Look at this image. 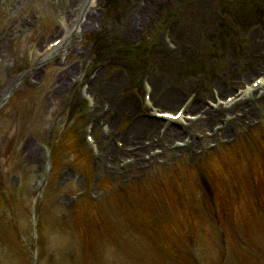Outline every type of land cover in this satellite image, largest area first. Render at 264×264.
Here are the masks:
<instances>
[{
  "label": "rangeland",
  "instance_id": "1",
  "mask_svg": "<svg viewBox=\"0 0 264 264\" xmlns=\"http://www.w3.org/2000/svg\"><path fill=\"white\" fill-rule=\"evenodd\" d=\"M74 1L0 0V257H12L18 264H40L43 257L51 255L49 244L52 238L50 234H46L47 228L51 226L53 238H55L58 225L55 228H52V225L56 224L54 222L56 216L57 218L63 216L67 220L70 211L66 209L67 205L61 203L63 197L69 198L71 194L85 187L81 176H75V173L69 171L71 169L66 170L68 180L62 186L55 185L58 188L52 191V195H59L57 198L59 197L61 207L55 208L52 214L44 213V217L47 219L43 218L42 220L41 218L35 219L38 217V213L37 208L31 209L33 206L32 197H29L28 192L27 197L24 196L23 183H29V181L31 183L35 178L47 180L50 177L49 175H35L32 171L41 168H43V172L44 170L49 171L51 148L61 139V136L70 130L77 134L79 141L81 139L82 125L88 118V114L83 110L82 113L70 114L71 99L75 97L76 89L74 86L70 91L69 89L61 90L64 82L75 75L78 77L82 73H89L93 67L97 66L96 63H103L105 67L101 69L99 83L105 82L110 75L119 74L123 84L116 90L117 94L120 97L134 96L135 92L132 89L138 88L139 75L135 69L141 68L146 61L145 57L134 58V50L137 51L144 45L139 34L136 36V40L130 41L127 46L125 42L126 37L131 35L128 32L131 25L129 21L127 25H123L126 21L124 14L127 15V18L129 17L134 0H101V5L99 4L95 11L99 13L96 25H102L103 29L98 32L89 27L87 31L78 35L81 41L77 40V36H73L74 46H71L74 49L73 53L70 52L71 54L68 55L66 66L59 65L57 51L48 56L45 61H36V51L43 47L56 32V29L62 25V22L70 17ZM194 2L195 0H180L176 2V5L191 6ZM152 3L154 4V1ZM143 4H147V0H143ZM157 7L155 10L159 17L166 18L156 25L159 33L162 26L164 27L169 21L174 20L173 14L179 7L172 6L165 0H160ZM205 7L206 12L210 14L209 22L207 25H194V28L191 29L193 35L191 39L194 41L193 44L192 42L189 44L192 45V48L189 51L178 52L177 56L183 57L184 60L183 62L176 61L171 78L178 82L181 79H195L194 76L200 77L204 74L207 79L204 89L205 92H208L210 86L226 80L227 78L222 74L228 73L232 68L237 70V74L230 77L231 80L238 77V74L242 76L243 73H240L241 70L238 69L241 68L242 63L250 61L257 51L252 49L251 45L255 40L261 43L264 41V0H210L208 4H205ZM215 11L219 12L218 16ZM113 20L117 22L116 25L120 26L124 35L121 36L120 31L119 33H114V31L110 33L108 27L113 24ZM112 34L119 36L116 42L110 39ZM105 35L107 44L103 45L99 57H97L91 53L93 38L98 36L104 38ZM262 48L260 47V49ZM106 53L111 55L107 65L103 60ZM120 58L126 60L129 65L128 68H124L125 71L117 65L116 61ZM159 73L158 69L157 74ZM29 77L35 81L36 85L29 83ZM192 89L194 88L185 89L183 94L186 95ZM138 95L140 96V91ZM158 104L162 108H175L166 107L163 102ZM258 105L253 108L251 117L247 118L249 121L251 119L260 121L259 135L256 138L258 139L257 143L261 145L260 140L262 143L264 142V99L259 101ZM127 116L125 114L119 126L113 128L116 139H120L119 137L122 139L120 133L124 132L130 119ZM240 121L242 122L240 124L243 125L240 131H243L246 125L243 120ZM210 125L201 126L199 129L204 131ZM235 128L236 125L227 126L229 132L234 131ZM154 130L149 135L153 134ZM229 132L224 133L223 131L219 138L231 137L234 134ZM147 137L149 136L141 138L139 142ZM219 138L207 139L206 142ZM223 151L221 145H218L209 155L210 158L206 160V163L210 165L213 179L217 181L218 186L224 185L226 188L228 186L226 193L217 192L216 195L223 194L220 200L234 204L235 209L228 212L225 208H219L221 213L219 210L214 211L219 214L215 219L210 218L212 211L206 206L204 209L200 207L199 211L194 212L196 214L198 212V219H191L190 216L178 213L180 221L183 219L185 223L183 226H178L179 228L168 227V232H162L163 237L166 239L169 249L176 246L173 241H184L191 238V244L185 243V245H189L186 247L188 251L183 253L190 254V257L197 256L200 264H264V224L253 227L248 223L245 219L248 204L243 202L248 201L245 198L246 194L239 195L235 190V187L238 186L237 180L243 175V171H247L246 180L252 181L251 172L258 163L253 164V159L247 158L245 156L247 154L241 148H239V152L237 150H231L228 153ZM217 153L221 154L217 155ZM168 154V160L165 163L154 164L144 170L138 167L140 170L138 173L137 169H133L139 180L124 182V177L117 174L115 184L123 183L122 185L126 187L137 184L147 185L146 188H151L154 191L162 185L168 186L172 183L177 192L188 200L189 205L196 204L199 190L191 167L200 161L202 156L198 158L182 156L173 159L170 153ZM231 154H240L243 157L232 159ZM65 156L68 157L69 162L73 158V155L69 153H66ZM10 158L13 159L11 166L14 167L4 170L3 165H6ZM70 164L69 168H73L72 171H75L76 174L82 173L84 161L79 158ZM100 167L105 169L103 164ZM42 171H39L40 174ZM97 173L94 171V176L99 179ZM229 173H232V176ZM68 175L71 176V179ZM102 176L110 182L113 181L109 174H102ZM51 183L53 184V182ZM17 186L18 188H16ZM249 186L252 187L250 183ZM170 189L172 196L167 194V200L169 203L177 202L178 196L174 193V188ZM99 190L98 185L95 184L94 192ZM14 191L19 196L18 200L15 197L10 198ZM110 192L111 190L105 194V197L112 196L113 193L110 194ZM105 197L101 198L104 205L105 202L111 203L112 200L104 201ZM116 202H120V198H117ZM111 205L109 204V208ZM119 205L123 207L118 206L121 214L125 213L128 218L133 215L127 207ZM118 208L116 214L118 217L115 215L113 218H119ZM191 209H189L190 212ZM168 210L172 215L177 214L174 208ZM82 214H84L83 208ZM256 216L257 218L261 217L259 213L255 214ZM73 217L74 215L71 213L70 219ZM229 217L234 221L232 228L228 225ZM36 222L39 223V227H41V222L45 224L41 245L37 241L36 234L39 227ZM243 223L247 224L246 229L243 227ZM172 224L174 223L172 222ZM19 226L21 231L16 233L15 230ZM100 228L97 233L99 237H103V241L98 246L99 250L94 254H88L93 257L94 261L85 259L84 255L82 241L86 240L87 231L82 227V230L75 233L77 235L74 239L77 247L79 246V252L75 255L74 264H94V262L102 264L104 258L107 259L113 254H118L119 264H123L122 261L124 264H164V261L160 259V244L149 234L145 236L152 239L151 243H148L147 238L141 233L127 225L119 237H113L112 232L104 233ZM128 228L131 233L125 230ZM261 234L262 240L260 239ZM153 236L156 238V235ZM238 238L240 243L237 241ZM254 242L255 246L252 245ZM94 244L95 242L92 243V245ZM183 245L181 247L185 248ZM178 251H181V248ZM165 264L177 263L167 261Z\"/></svg>",
  "mask_w": 264,
  "mask_h": 264
},
{
  "label": "bare ground",
  "instance_id": "2",
  "mask_svg": "<svg viewBox=\"0 0 264 264\" xmlns=\"http://www.w3.org/2000/svg\"><path fill=\"white\" fill-rule=\"evenodd\" d=\"M154 1V4L152 3ZM179 2L180 0H174L175 2ZM210 0H195L191 6L189 5H183L178 4L179 8H177L176 13L173 14V27L171 29L172 36L174 38L176 37L180 41H185V39H191L190 35L191 29L194 28V25H207L210 19V14H208L205 10V4H208ZM151 3V12L155 19H158L159 14L156 13L157 10H155L157 5L160 3V0H150ZM160 21V20H159ZM151 25H155L152 23ZM155 29V28H154ZM67 33H68V29ZM130 33V32H129ZM254 46L251 45V48ZM150 48L146 47L145 51H149ZM164 50H157L154 49L152 51H149V55L154 58L157 62V65L159 66L158 69L160 70V73L157 74L154 70L152 71L153 76V86L154 89L151 93V99L155 102L161 101L165 104L166 107L168 106H175L179 103L181 92L184 88L188 87H194L200 84V83H206L207 79L205 78V75L202 74V76H194L195 79L191 78L190 80L184 81V79H181L178 82H175L171 76L173 75L175 65L174 62L176 61V58L170 57L169 51ZM169 54V55H168ZM172 55L176 56L177 53H171ZM182 59L180 58V61ZM261 64V63H260ZM162 65V66H160ZM260 66L250 68L249 71H245L244 73L252 75L256 72H259ZM107 86L103 89H101L100 94L101 95H107L111 100V108L114 112V119H113V125L112 128L115 129L116 126H119V121L122 119L123 115L128 110L130 114L133 113V120L126 132L123 135V139L129 144L130 146H134L138 143L139 139L153 131L154 127L158 125L157 120L153 119H145L142 117L143 114L141 113V107L137 106L138 99L135 98H121L118 96L116 90H118L122 86V78L118 74L110 75L107 79ZM221 92L224 93V89L222 87ZM135 96H138L137 93H135ZM182 96V95H181ZM234 102V101H233ZM238 101H235L234 104H236ZM233 106V105H232ZM143 111V109H142ZM140 114V115H136ZM210 120H208V117L202 121H198V124H205L208 123ZM199 126V125H198ZM183 131L180 129H169L165 134L163 139L168 137L169 135H181ZM167 134V135H166ZM148 140V139H145ZM134 143V144H133ZM115 154L122 155L126 154L122 150H117L116 148H113ZM142 146L135 148L132 150L134 152L135 156L137 157L141 153Z\"/></svg>",
  "mask_w": 264,
  "mask_h": 264
}]
</instances>
